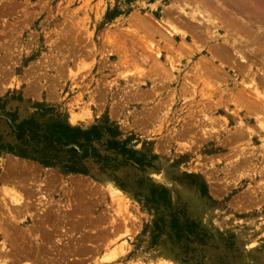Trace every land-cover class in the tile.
<instances>
[{
	"label": "rangeland",
	"instance_id": "1",
	"mask_svg": "<svg viewBox=\"0 0 264 264\" xmlns=\"http://www.w3.org/2000/svg\"><path fill=\"white\" fill-rule=\"evenodd\" d=\"M263 88L264 0H0V264H264Z\"/></svg>",
	"mask_w": 264,
	"mask_h": 264
},
{
	"label": "bare ground",
	"instance_id": "2",
	"mask_svg": "<svg viewBox=\"0 0 264 264\" xmlns=\"http://www.w3.org/2000/svg\"><path fill=\"white\" fill-rule=\"evenodd\" d=\"M231 1H233V0H231ZM239 1V0H238ZM218 2V1H217ZM235 2V1H234ZM216 7H215V10L217 11V12H220V13H224V9L223 8H221V7H219V5L216 3V5H215ZM246 10H247V5H245V7H244ZM243 8V9H244ZM242 9V8H241ZM244 9V10H245ZM189 16H190V20L191 19H195V20H197L198 19V21H200V22H198V24L199 23H202V22H204V21H206V20H203V19H199V18H196V13H195V11H193V13H190L189 14ZM208 21V20H207ZM207 21H206V23H202L203 24V30H202V33H201V31L197 28L198 26H193V30H194V33L197 35V34H203L204 36H207V38L209 39V41L210 40H213V39H217L216 37H218V36H220V33H219V30L221 29V28H219V26H217L216 24H214V26L213 25H210V24H208L207 23ZM191 25H193V24H191ZM199 26H200V24H199ZM236 27H238V26H236ZM232 31L233 32H235V33H238L239 31L236 29V28H234V27H232ZM194 35V34H193ZM223 36H226V35H223ZM221 37H222V35H221ZM218 40V39H217ZM220 50V49H219ZM222 50V49H221ZM221 53V52H220ZM236 53H238V52H236ZM250 71V70H249ZM255 71V70H254ZM253 71V72H254ZM252 72V71H251ZM253 74V73H252ZM264 89V88H263ZM259 90V89H258ZM260 93H261V91H260ZM116 191H117V193L119 192H121L120 190H118V189H116V188H114ZM1 192V191H0ZM13 201H17L18 203L17 204H20L19 202H20V198H13ZM23 205H24V207H25V204H22L21 206H20V208H22L23 207ZM3 207V209H4V211H6L8 214H6V220H7V225H10V226H14L15 224H16V217L10 212V207H9V205H8V203L6 202V200H5V198H3L2 199V201H1V203H0V208H2ZM27 207H25V209H26ZM7 231H6V237H7ZM3 239H5V238H3ZM2 242V241H1ZM7 245H6V242H2V243H0V257H2V256H4V255H7V254H11L12 252H8V251H6L5 249L6 248H8V247H6ZM9 256V255H8ZM16 260V259H15ZM15 262V261H14ZM14 262H12V264H14ZM16 262H18V264L20 263L19 262V259L16 261ZM23 264H28V263H23ZM162 264H167V262H164V263H162Z\"/></svg>",
	"mask_w": 264,
	"mask_h": 264
},
{
	"label": "trees",
	"instance_id": "3",
	"mask_svg": "<svg viewBox=\"0 0 264 264\" xmlns=\"http://www.w3.org/2000/svg\"><path fill=\"white\" fill-rule=\"evenodd\" d=\"M75 130L78 131V132L80 131L79 128H76ZM77 171H79V170H76V169H73V170H72V172H77Z\"/></svg>",
	"mask_w": 264,
	"mask_h": 264
}]
</instances>
